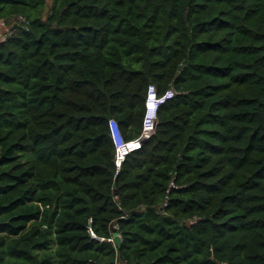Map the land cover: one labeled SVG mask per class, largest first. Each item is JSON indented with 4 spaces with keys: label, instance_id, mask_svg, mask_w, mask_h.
Here are the masks:
<instances>
[{
    "label": "trees",
    "instance_id": "16d2710c",
    "mask_svg": "<svg viewBox=\"0 0 264 264\" xmlns=\"http://www.w3.org/2000/svg\"><path fill=\"white\" fill-rule=\"evenodd\" d=\"M0 22V264H264V0H0ZM149 84L173 96L117 169L109 120L137 137Z\"/></svg>",
    "mask_w": 264,
    "mask_h": 264
},
{
    "label": "built area",
    "instance_id": "2783aa9c",
    "mask_svg": "<svg viewBox=\"0 0 264 264\" xmlns=\"http://www.w3.org/2000/svg\"><path fill=\"white\" fill-rule=\"evenodd\" d=\"M3 23L0 22V26ZM3 37L0 33V38ZM173 96L171 89L165 90L162 94L156 93L155 87L149 84L143 104V116L141 122V130L137 137L124 140L116 129L110 127L111 138L114 145V164L118 169L125 156L141 147L144 139L148 138L154 131L157 110L159 106ZM112 120H109V126ZM115 124V123H114Z\"/></svg>",
    "mask_w": 264,
    "mask_h": 264
},
{
    "label": "rangeland",
    "instance_id": "374dc122",
    "mask_svg": "<svg viewBox=\"0 0 264 264\" xmlns=\"http://www.w3.org/2000/svg\"><path fill=\"white\" fill-rule=\"evenodd\" d=\"M0 33H2V29L0 28ZM110 127L112 128V129H116L115 128V124H114V122H110Z\"/></svg>",
    "mask_w": 264,
    "mask_h": 264
},
{
    "label": "water",
    "instance_id": "95a60500",
    "mask_svg": "<svg viewBox=\"0 0 264 264\" xmlns=\"http://www.w3.org/2000/svg\"><path fill=\"white\" fill-rule=\"evenodd\" d=\"M114 240H115L117 243H119V241H120L119 236H118V235H115V236H114Z\"/></svg>",
    "mask_w": 264,
    "mask_h": 264
}]
</instances>
